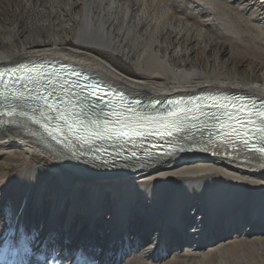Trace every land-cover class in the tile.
I'll return each mask as SVG.
<instances>
[{"label":"bare ground","instance_id":"bare-ground-1","mask_svg":"<svg viewBox=\"0 0 264 264\" xmlns=\"http://www.w3.org/2000/svg\"><path fill=\"white\" fill-rule=\"evenodd\" d=\"M73 1L70 0L71 7L79 6V17L71 21L74 24L71 33L79 31L77 38L72 36L73 42L68 41L73 33L64 28L66 37L60 41H34L10 54L0 51V67L16 63L59 62L84 70L141 101L167 100L205 92L247 94L264 100V56L259 51H264V23L258 22L259 6L249 15L246 14L247 8L236 5V0L209 4L206 9L198 11L203 26L192 25L186 34L182 19L174 18L172 14L170 20L167 17L150 18L145 6L141 8L142 15L134 13L130 0ZM253 3L258 4V0ZM124 6L128 10V20H120L116 13ZM215 16L225 26L224 30L232 32L237 40L234 45L230 43L231 54L233 51L237 54L234 58L223 59L227 44L210 42L212 37L208 29L214 25L208 23V18ZM55 24L51 22L52 28ZM122 24L134 32L146 30L155 39L147 56L134 63V71L119 67L106 54L127 57L128 52L120 49L123 36L115 35V29ZM194 31L200 33L199 42L192 40L191 32ZM245 37L250 38L249 42L244 41ZM195 45L200 47L199 57L193 56ZM30 127L35 130L31 124ZM4 128L0 127V163H3L0 183L7 181L9 171L15 167L22 170L19 180L28 173L34 184L43 175L48 179L57 178L62 192L59 203L53 204L51 214L84 209L80 213L89 216L91 224L96 226L98 219L111 210L110 224L121 233L129 224V218L135 216L132 219L135 228L142 222L141 217L146 211L153 215L155 210H160L178 223L174 232L176 246H187L188 253L199 250L205 244V235L212 233L208 244L218 242L209 248L211 252L212 249L223 250L227 260L242 255L243 261L238 264H264V219L258 211L264 205L263 154L242 150L237 143L226 148L217 144L206 145L202 146V152H181L165 157L156 154L149 157L140 152L143 158L139 160L123 159L129 155L124 151L115 166L106 169L45 144L37 131V136L32 137L27 132L15 131L13 126ZM184 144L192 146L191 142L168 137L162 148ZM110 183L115 187L111 188ZM104 187L109 189L105 191ZM44 189L45 184L39 188L40 199L45 194ZM70 189L76 192V198L69 204ZM79 200L85 203L81 204ZM43 204L40 202L38 208ZM190 210L198 211L206 219L203 229L194 230L187 226ZM153 218L154 215L149 225L152 230L157 228ZM115 219L118 222L113 221ZM217 226L219 230L215 233ZM230 232L232 237L225 239ZM97 237L95 234L96 243ZM143 238L149 239V234ZM78 240L73 239V244L77 245ZM93 254L95 256L97 252ZM15 256L13 248L8 264H14ZM38 258L41 260L37 261ZM46 260V254L36 251L31 264H44Z\"/></svg>","mask_w":264,"mask_h":264},{"label":"snow or ice","instance_id":"snow-or-ice-1","mask_svg":"<svg viewBox=\"0 0 264 264\" xmlns=\"http://www.w3.org/2000/svg\"><path fill=\"white\" fill-rule=\"evenodd\" d=\"M236 5L247 8L249 15L259 6L258 22L264 23V0H258V4L253 0H236ZM101 87L108 90L107 97L98 93ZM112 92L116 97L111 95ZM30 124L39 125L52 141L75 149L73 156H88L89 152L81 149H91L105 166L109 161L98 155L107 153L105 142L118 149L116 157H120L119 149L123 146L131 143L133 148L139 147L138 142L155 137H173V140L193 144L213 143L216 138H221L224 144L235 146L236 141H240L242 150L250 147L264 154V100L252 99L247 94L205 92L144 103L103 81L82 75L76 68L69 70L64 64L30 62L0 67V127L13 126L17 131L36 137ZM250 128L254 129L251 133ZM220 129L224 131L220 132ZM253 137L256 143L249 145V139ZM144 155L150 157L154 153L146 151ZM133 158L143 157H138L131 149L129 155L123 157L125 160ZM5 185H0V222L6 227L23 226L24 230L33 233L36 244L43 243L46 237L39 230H33L34 226L24 218L26 202L6 198L3 195ZM258 211L264 219V205ZM186 223L189 228L200 230L205 227L206 219L198 211L190 210ZM47 238H51V234ZM21 243L26 245L27 240L22 239ZM84 247V264H90L89 257L94 254ZM103 255L101 251L95 257L101 264Z\"/></svg>","mask_w":264,"mask_h":264},{"label":"rangeland","instance_id":"rangeland-1","mask_svg":"<svg viewBox=\"0 0 264 264\" xmlns=\"http://www.w3.org/2000/svg\"><path fill=\"white\" fill-rule=\"evenodd\" d=\"M130 1L134 13L142 15L141 8L145 6L150 12V18L167 17L170 20L169 15L172 14L174 18L182 19L183 25L187 26L183 27L184 32H186L192 25L197 28L203 26L198 12L200 8L206 9L209 4L225 0ZM73 2L80 3L79 0ZM70 4V0H0V51L5 52L4 54H10L34 41H60L66 37L64 28H68L70 34L73 33L68 37V41L73 42L75 39H72V36L77 38L79 31L71 33L74 25L71 21L79 17V6L75 4L71 7ZM127 11L124 6L121 11L116 12L117 16H120V20H128L126 18ZM51 22L56 23L57 27L52 28ZM208 23L214 25L208 29L212 37L210 42L212 44L215 42L227 44V51L224 53L223 59L227 60L230 56L236 57L237 54L234 51L231 54L230 50V43L233 45L237 43L234 34L228 29L227 31L224 30L226 29L225 26H222V22L216 16L208 18ZM128 28L130 27L122 24L115 29V35L121 34L123 36L120 49L128 52L127 57L123 54L113 53L112 55V53L104 51L114 59V63L116 61L119 67L134 71V63L147 56L155 39L153 40L146 30L134 32L132 28ZM194 32H191L192 40L199 42L200 33ZM249 39L245 37L244 41L249 42ZM199 49L200 47L198 48L196 45L193 47L194 57L201 55ZM259 51L264 56V51ZM2 164L0 163V172L3 169ZM21 171L17 167L9 171L6 185L3 182L0 183V185H5L3 195L6 198L15 199L17 202L25 201L24 218L26 222L33 225V230H39L41 235L46 238L43 243L36 244L32 239L33 233L24 230L23 226L6 227L3 222H0V264H8L13 248L16 250L15 259L12 260L14 264H31V259L36 251L41 255H47L44 264H84L86 256L84 246H87L88 253L97 252L94 257H89L90 264H101L100 259L95 258L99 256L101 251L104 253L103 264H238L237 262L243 261L242 255H238L237 259L227 260L228 256L222 253L223 250L212 249L211 252L209 248L218 242L215 240L208 244L212 233L205 235L206 239H203L205 244L199 250L188 253L187 246L177 247L174 232L178 223H174L172 216L167 212L165 214L160 210H155L153 213V221H155L157 228H153V230L149 228L153 215L146 211L141 217L142 222L135 228L132 220L135 216L129 218V224L123 228L121 233L118 232L116 226L113 227L112 223L110 224L112 221L110 217L113 216L110 215L111 210L98 219L96 226L91 224L89 216L80 213L84 209L78 212L65 211L60 215L54 211V214H51L53 204L59 203L61 198L62 189L57 183V178L48 179L49 177L43 175L39 182L34 184L28 173L19 180ZM43 184H45V194L43 193L44 195L40 199L38 191ZM109 185L111 188L115 187L114 183ZM104 189L107 191L109 188L104 187ZM75 194L73 189L69 190L67 203L70 204L73 198H76ZM79 201L81 204L85 203L83 200ZM40 202L44 203V206L38 208ZM113 221L118 222V219ZM163 223L164 225L161 227ZM218 228V226L215 228V233L218 232ZM146 233L149 234L147 240L143 238ZM48 234H51V238H47ZM95 234H98L97 243L94 242ZM231 237L232 232L225 239L228 240ZM77 238L79 240L76 242L77 245L81 246L80 248L72 247L76 246L72 240ZM22 239L27 240L26 245L21 243ZM193 244L195 243L193 242ZM40 260L37 259V261Z\"/></svg>","mask_w":264,"mask_h":264},{"label":"water","instance_id":"water-1","mask_svg":"<svg viewBox=\"0 0 264 264\" xmlns=\"http://www.w3.org/2000/svg\"><path fill=\"white\" fill-rule=\"evenodd\" d=\"M248 150H251L250 148H248Z\"/></svg>","mask_w":264,"mask_h":264}]
</instances>
